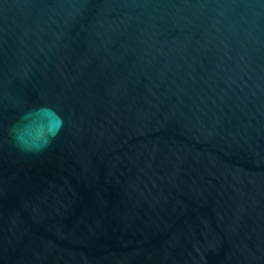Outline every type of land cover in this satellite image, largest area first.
Segmentation results:
<instances>
[{
	"label": "water",
	"instance_id": "water-1",
	"mask_svg": "<svg viewBox=\"0 0 264 264\" xmlns=\"http://www.w3.org/2000/svg\"><path fill=\"white\" fill-rule=\"evenodd\" d=\"M0 264H264V0H0Z\"/></svg>",
	"mask_w": 264,
	"mask_h": 264
},
{
	"label": "clouds",
	"instance_id": "clouds-1",
	"mask_svg": "<svg viewBox=\"0 0 264 264\" xmlns=\"http://www.w3.org/2000/svg\"><path fill=\"white\" fill-rule=\"evenodd\" d=\"M28 115L29 113H26L24 116L21 117L20 121H24ZM62 127H63V118L61 117L59 127L56 128V130L48 138L46 143L39 144V145L28 143L21 138L20 133H19V122L13 124L10 127L9 132H10L13 142L15 143V145L20 151L25 152V153H39V152L44 151L51 144L52 140H54L56 135L59 134L60 128Z\"/></svg>",
	"mask_w": 264,
	"mask_h": 264
}]
</instances>
